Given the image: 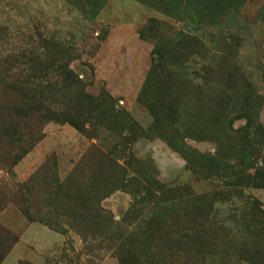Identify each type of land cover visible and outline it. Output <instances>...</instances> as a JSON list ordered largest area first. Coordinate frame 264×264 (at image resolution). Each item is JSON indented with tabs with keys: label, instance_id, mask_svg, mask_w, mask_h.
Listing matches in <instances>:
<instances>
[{
	"label": "rangeland",
	"instance_id": "1",
	"mask_svg": "<svg viewBox=\"0 0 264 264\" xmlns=\"http://www.w3.org/2000/svg\"><path fill=\"white\" fill-rule=\"evenodd\" d=\"M0 264H264V0H0Z\"/></svg>",
	"mask_w": 264,
	"mask_h": 264
},
{
	"label": "trees",
	"instance_id": "2",
	"mask_svg": "<svg viewBox=\"0 0 264 264\" xmlns=\"http://www.w3.org/2000/svg\"><path fill=\"white\" fill-rule=\"evenodd\" d=\"M141 1H142L143 3H145V4H151V3L153 2V0H141ZM151 1H152V2H151ZM170 1H172V2L174 1V2H175V0H170ZM217 1H218V0H217ZM206 6H207V7H210L211 5L209 4V2H207V3H206ZM98 9H99V8H98ZM188 39L191 41L192 44L197 45V40H196L195 38H193V37H188ZM148 108L150 109L151 113H152L153 116L155 117V126H159L160 116H159L157 110H155L154 105L150 104V106L148 105ZM163 139H164L169 145L173 146L172 143L170 142V140H169L167 137H163Z\"/></svg>",
	"mask_w": 264,
	"mask_h": 264
}]
</instances>
